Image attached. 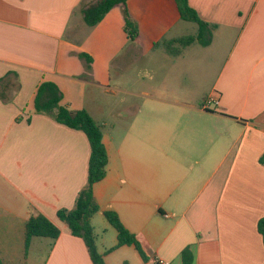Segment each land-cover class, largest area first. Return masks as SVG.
Masks as SVG:
<instances>
[{"label": "crops", "instance_id": "crops-1", "mask_svg": "<svg viewBox=\"0 0 264 264\" xmlns=\"http://www.w3.org/2000/svg\"><path fill=\"white\" fill-rule=\"evenodd\" d=\"M96 1L0 0V258L5 264H35V252L45 247L43 264H93L84 240L58 218L59 210L75 207L88 183L89 139L35 113V98L43 82H53L63 105L86 109L96 120L83 77L96 54L76 51L71 43L73 31L84 24L83 10ZM149 1L129 0L127 9L141 28L151 27L146 34L158 36L149 45L153 49L163 37L175 38L167 32L186 21L167 30L147 24ZM189 3L203 21L217 25L208 47L218 39L226 49L208 88L199 93L184 84L179 91L126 92L142 101L117 109L111 130L96 120L109 165L107 176L93 187L100 211L92 224L106 264H185L187 248L192 264H264L258 230L264 218V0ZM122 25L129 37L125 18ZM129 46L130 52L117 56L119 70L136 61ZM80 53L92 57L90 69ZM212 95L219 104L205 108ZM107 210L137 236L148 260L134 246L108 252L118 233L104 216ZM37 215L55 223L61 235L33 238L26 252V222Z\"/></svg>", "mask_w": 264, "mask_h": 264}, {"label": "trees", "instance_id": "trees-1", "mask_svg": "<svg viewBox=\"0 0 264 264\" xmlns=\"http://www.w3.org/2000/svg\"><path fill=\"white\" fill-rule=\"evenodd\" d=\"M129 0H97L83 10V20L88 26L94 27L101 23L106 15L116 6L125 7L126 31L130 39L136 40L139 36L138 26L130 18L127 9ZM177 21L193 22L197 24L195 35L165 38L155 42L153 49L164 46L167 54L173 57L180 56L184 50L193 44L204 47L211 45L216 24L203 21L197 11L190 5L189 0H151L147 2V15L145 22L159 29L167 30ZM80 57L87 62L90 69L92 57L87 53H80ZM62 93L53 82H43L35 98V113L50 115L56 122L71 129L84 132L91 146L89 161L88 183L80 191L73 209H61L58 218L67 225L73 236L82 238L87 246L93 264H106L104 254L98 251L95 228L92 218L100 211L95 198L93 187L102 181L108 172L109 154L103 141V128L86 110L73 111L62 104ZM264 162V157L262 159ZM108 222L117 230L118 243L108 252L122 246H134L141 257L146 261L145 253L137 236L131 233L120 220L115 211H104ZM25 249L28 252L33 238H50L56 240L61 235L60 228L44 215L32 216L25 226ZM258 230L264 238V218L259 221ZM185 264H192L194 257L191 249L183 251ZM0 264H5L0 258Z\"/></svg>", "mask_w": 264, "mask_h": 264}, {"label": "rangeland", "instance_id": "rangeland-1", "mask_svg": "<svg viewBox=\"0 0 264 264\" xmlns=\"http://www.w3.org/2000/svg\"><path fill=\"white\" fill-rule=\"evenodd\" d=\"M128 12L138 26L139 36L136 40L124 34L122 23L125 18V7L120 5L97 26L81 24L80 29L72 33L74 42L69 41L73 43V49L76 51H93L96 54L94 66L83 77L89 82L87 86L89 107L99 123L107 124L105 127L107 130H111L116 121L117 109L131 104L134 106L142 101L141 97H131L126 92L179 91L186 84L188 88L204 93L214 78L213 72L219 69L226 54L225 45L218 39L215 40L214 46L207 48L199 44L193 45L178 58L167 54L164 46L151 49L149 45L158 36L153 33L146 34L151 27L141 28L139 19H136L129 10ZM197 31V24L180 22L167 32V36H190L195 35ZM129 45H133L131 57L132 59L135 57L136 61L132 62L130 67L122 66L123 69L119 70L120 67L116 65L119 64L117 56L123 51L130 52ZM46 249L47 247L35 252V264L44 263Z\"/></svg>", "mask_w": 264, "mask_h": 264}, {"label": "built area", "instance_id": "built-area-1", "mask_svg": "<svg viewBox=\"0 0 264 264\" xmlns=\"http://www.w3.org/2000/svg\"><path fill=\"white\" fill-rule=\"evenodd\" d=\"M219 97H218V95H212V96H210L209 98H207V100L205 101V103H204V107L205 108H207V107H209V106H211V105H218L219 104ZM158 264H165V262H163V261H159V263Z\"/></svg>", "mask_w": 264, "mask_h": 264}]
</instances>
